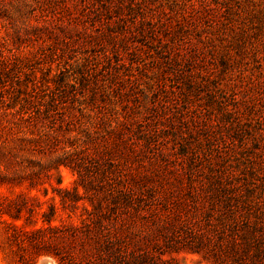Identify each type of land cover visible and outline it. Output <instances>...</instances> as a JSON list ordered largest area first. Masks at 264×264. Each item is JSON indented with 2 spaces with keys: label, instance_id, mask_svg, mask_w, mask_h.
Returning a JSON list of instances; mask_svg holds the SVG:
<instances>
[{
  "label": "rangeland",
  "instance_id": "obj_1",
  "mask_svg": "<svg viewBox=\"0 0 264 264\" xmlns=\"http://www.w3.org/2000/svg\"><path fill=\"white\" fill-rule=\"evenodd\" d=\"M262 33L264 0H0V264L30 252L13 225L109 234L131 264H264L222 247L263 227L264 144L222 124L242 105L264 143ZM182 144L200 155L198 208L178 205ZM210 149L242 195L235 226L204 198ZM64 243L35 264L101 263L83 234Z\"/></svg>",
  "mask_w": 264,
  "mask_h": 264
},
{
  "label": "trees",
  "instance_id": "obj_2",
  "mask_svg": "<svg viewBox=\"0 0 264 264\" xmlns=\"http://www.w3.org/2000/svg\"><path fill=\"white\" fill-rule=\"evenodd\" d=\"M258 42L264 45V33H262L258 39ZM256 76L258 80H262L263 82H258L259 84L262 83V95L264 97V66L258 65L256 68ZM259 95V93L257 92ZM241 109H243L242 105L235 106L230 111H227L225 113V116H227V119L225 120V123L223 124V128L225 130L233 132V138H236L240 144V146L246 145V138L250 137L253 142L258 143L259 145H262L263 141L260 140L259 134H251L247 133V131L243 130L247 123V119L240 114ZM223 116V115H222ZM224 117V116H223ZM225 119V117H224ZM220 125V124H219ZM226 131V132H228ZM220 137L222 135H219ZM248 136V137H246ZM181 151L178 154H181L183 157H190L189 158V165L187 170V177L186 180H188L185 184L182 183V179H178L176 182L177 188H179L180 195L184 193V196L179 199L178 205L185 206L187 203H191L195 208H198L199 206H202L203 203L198 201V197H200V194L197 193V186H200V184L195 183L196 181L193 179V175L195 171L199 172L201 171V168L197 169V164L199 162V156L197 153L194 152L193 148L182 144ZM211 154L206 156V160H208V163L206 165V169L209 172V175L212 179L209 181V185L207 188H205L204 198L206 202L211 206V210H215L218 206L223 208V212L218 214V220L220 225H237L240 215L238 213L239 208L243 207L244 202L242 201V195L240 192H233L231 189V192L233 195H226L224 192L225 189L221 186L224 184H221L220 181H217L219 178L222 179L221 174L213 172V161L211 160L213 155V150L217 151V149H210ZM209 150V152H210ZM214 151V152H215ZM261 147L259 148V153H262ZM221 153L217 151L216 156H220ZM216 176V177H215ZM214 177V178H213ZM226 177V176H225ZM223 177V179H227ZM216 186V187H215ZM206 194V195H205ZM134 199H130L128 202H133ZM127 202V201H126ZM260 219L259 223L255 225H263L261 230H258V227L255 226L253 232L252 230L243 232L240 234L239 240L233 239L231 241L230 246L227 243H224L222 247L223 249L227 250L231 249L230 254H233V256L239 258H264V209H259ZM238 215V219L236 218ZM15 219V217H12ZM17 220V219H15ZM210 221V220H209ZM242 225H247L246 228H248V222L245 223L244 221H241ZM11 228H14V230L17 231V233L20 234L19 241L16 243L17 246H19V249L21 251H30L28 255H19L16 259L13 260L14 264H35L39 257L48 255V249L52 246L57 245H63L66 247H69L66 243H64V240L69 238H74L78 236L79 234H83L85 236L87 243V251L91 254L96 255L98 258L100 264H131L132 261H130L128 258H125L120 253V247H117L116 241L113 240L109 234L105 233H99L96 232L93 235H91V231H88L90 234H87L85 232L80 231V229L76 228L75 226H71L66 229L59 230L56 226H49L47 228H39L36 230H25L21 226H12ZM215 229V227H214ZM189 230V229H188ZM224 229H222L223 231ZM221 231V232H222ZM220 230L215 229L213 235H211L209 238H206L208 241H211V239L215 238L214 236L218 233H221ZM259 233V235H257ZM186 232L184 233V235ZM220 236L225 240V235L221 233ZM13 237V236H12ZM180 237V235L178 236ZM199 234L192 233V230L190 229L189 232L183 237V239H191V241H194L191 245H187L188 247L191 246V248H196L191 251L192 252H203L206 245L203 241H201L199 238ZM219 238V237H216ZM119 241V240H118ZM122 247V246H121ZM123 248V247H122ZM220 249V247H219ZM222 249V248H221ZM53 252V251H52ZM57 255V253H54ZM251 254V255H250ZM250 255V256H249ZM162 260V259H161ZM71 261V260H70ZM138 263V262H137ZM164 262L161 261V264ZM68 264H73L71 262H68Z\"/></svg>",
  "mask_w": 264,
  "mask_h": 264
},
{
  "label": "water",
  "instance_id": "obj_3",
  "mask_svg": "<svg viewBox=\"0 0 264 264\" xmlns=\"http://www.w3.org/2000/svg\"><path fill=\"white\" fill-rule=\"evenodd\" d=\"M39 264H53V263L46 259V260L41 261Z\"/></svg>",
  "mask_w": 264,
  "mask_h": 264
}]
</instances>
